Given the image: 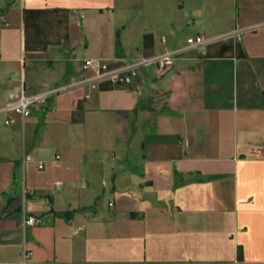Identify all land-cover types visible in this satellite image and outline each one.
<instances>
[{
    "label": "crops",
    "instance_id": "0c3cea01",
    "mask_svg": "<svg viewBox=\"0 0 264 264\" xmlns=\"http://www.w3.org/2000/svg\"><path fill=\"white\" fill-rule=\"evenodd\" d=\"M153 1L135 14L133 0H0V106L20 88L71 87L26 119L0 113V264L23 248L32 264H264V0H198L203 37L240 38L130 85H82L72 52L82 41L92 55V35L112 62L185 46L165 36L178 34L175 3ZM45 8L70 11V38L25 52L23 10ZM235 43L245 58L225 52Z\"/></svg>",
    "mask_w": 264,
    "mask_h": 264
},
{
    "label": "built area",
    "instance_id": "2783aa9c",
    "mask_svg": "<svg viewBox=\"0 0 264 264\" xmlns=\"http://www.w3.org/2000/svg\"><path fill=\"white\" fill-rule=\"evenodd\" d=\"M242 32V30L235 29L229 34L215 38H205L196 35L188 38L186 40L187 44L183 48L154 55L141 54L122 61L112 62L104 58H87L82 61V70L89 75L81 81V84H89L92 88H96L101 84L112 86L130 85L142 68L153 67L156 74H162L167 68L175 65L185 53L201 48L205 49L210 45L231 39H239ZM161 41L165 42V38L162 37ZM70 88V86H63L50 92L36 95H28L22 88L17 89L9 93L6 102L0 106V113H14L22 119H26L30 116L31 107L34 104L46 101L47 98L67 91ZM11 123V119L5 120L6 125ZM55 160H58V156H55ZM38 168H43V162H39ZM36 222L35 217L28 216L24 220V226H32ZM19 264H32L31 253L26 248L22 250Z\"/></svg>",
    "mask_w": 264,
    "mask_h": 264
},
{
    "label": "trees",
    "instance_id": "16d2710c",
    "mask_svg": "<svg viewBox=\"0 0 264 264\" xmlns=\"http://www.w3.org/2000/svg\"><path fill=\"white\" fill-rule=\"evenodd\" d=\"M70 11L59 8L24 9L22 13L24 51H46L50 46H57L67 42L69 35ZM153 46V37L150 33L142 36V49L149 50ZM208 48V47H207ZM225 52H232L237 58H245L246 53L238 43L228 45ZM204 55H208L206 51ZM116 86L109 84L99 85L101 91L111 90ZM82 104L79 102L72 115V122L82 121Z\"/></svg>",
    "mask_w": 264,
    "mask_h": 264
},
{
    "label": "rangeland",
    "instance_id": "374dc122",
    "mask_svg": "<svg viewBox=\"0 0 264 264\" xmlns=\"http://www.w3.org/2000/svg\"><path fill=\"white\" fill-rule=\"evenodd\" d=\"M134 1V13H140V8L142 7L143 2L147 1V0H133ZM175 3L176 6V14H175V18L177 19L178 22V34L175 35V39L176 40H171L170 37L168 35L167 39H168V44L171 41H177L178 43H181L183 45H186V40L188 39V37H194L196 36V34H200L197 30L199 28V21H198V15H199V11L197 10L198 6L196 5V2L198 0H171ZM153 2L157 3L158 5H163V6H168L170 5V0H154ZM143 3V4H142ZM147 3V2H146ZM193 20H195V23H193ZM159 33H157L158 35H162L163 32L161 31H157ZM160 35V36H161ZM201 36H203L202 34H200ZM94 43H95V36L92 35V55H90L88 52H86L87 50L85 49V47H83L82 45V41L79 42V45H76L75 50L72 52L73 55L76 57V61L74 62V69H78L81 66V62L83 61L84 58H101L103 57L102 55H99V53H96L95 47H94ZM119 44V42H117V39L115 37V39L111 40V54L110 56H117L119 54H121V47L117 46ZM120 44H122V42H120ZM158 48H160V46L158 45ZM67 54L63 53V58H65ZM18 75L21 69V63L18 64ZM63 66V65H62ZM64 66H69V62L64 63ZM19 82V81H18ZM107 200V199H106ZM106 200H103L104 205L106 204ZM92 208L89 207L87 208L85 211L87 213L92 212L91 210Z\"/></svg>",
    "mask_w": 264,
    "mask_h": 264
}]
</instances>
